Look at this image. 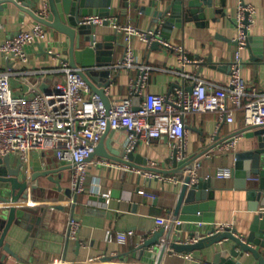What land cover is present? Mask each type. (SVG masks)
I'll use <instances>...</instances> for the list:
<instances>
[{
    "label": "crops",
    "instance_id": "obj_1",
    "mask_svg": "<svg viewBox=\"0 0 264 264\" xmlns=\"http://www.w3.org/2000/svg\"><path fill=\"white\" fill-rule=\"evenodd\" d=\"M18 4L3 0L0 3V45L13 35L22 31H31L38 20L20 8L22 4L32 5L33 12L40 15L48 6L42 1L39 9L35 0H15ZM173 0H112L111 8L115 10L114 22L131 24L143 31L158 29L175 45L183 46L190 58L201 60L200 67L189 64L184 71L196 73L211 82L216 91L222 93L228 87L231 78V62L236 50L237 0H213L212 6L205 7V17L188 20L187 15L171 8L159 23H155L151 3L166 8ZM256 9L255 23L250 31V42L242 52V77L249 92L264 93V54H256L258 41L264 39V0H244ZM49 9V6H48ZM52 18L50 13L49 19ZM95 31L100 41L106 42L108 36H115V52L111 67V86L106 95L111 102L129 98V83L137 75L136 70H116L126 50L124 37L117 34L111 25H98ZM119 43L123 45L119 46ZM131 47L140 64L152 67L146 92L151 94L172 95L180 86H190V81L181 75L177 53L160 46L151 48L147 42L135 36ZM68 46L65 38L56 31L47 28L44 39L28 48L29 62L9 58L0 52V71L12 68L11 86L15 95L33 96L46 91L53 82L62 77L58 70L63 61H68L65 54ZM69 62V61H68ZM99 83H101L99 81ZM110 102V103H111ZM141 102V101H140ZM133 105L139 106L136 97ZM187 127V156H198L212 151L217 140H224L244 130V115L241 110L235 111L233 123H219L217 113H191L185 117ZM126 134L123 131H111L106 138V147L113 156L122 154ZM219 138V139H218ZM256 143L245 135L235 150L220 152L214 149L210 159L198 158L201 165L196 169V182L200 179L209 181L208 198L217 201L214 210L206 209L202 217L214 216L215 222L199 223V237L207 236L212 227L228 224L238 228L241 233L249 229L254 218L250 211L247 190L237 186L236 179H219L216 171L219 167L234 166L235 154L249 150ZM220 144V143H219ZM218 144V145H219ZM140 157L136 160L139 167H145L150 161L158 164V170L164 175H175L171 161V150L167 141L153 140L150 144L141 142L135 151ZM101 156H95L93 159ZM13 169L21 167L20 179H32L38 175L28 188L30 197L27 202L33 204L25 210L18 224L6 242L11 244L15 255L0 251V264H55V260H64L65 264H158L161 246L151 247L145 254L139 247L149 239L156 230V218L170 219L182 188L185 175L180 173L177 182L147 180L136 172L125 171L119 167L96 166L91 164L88 173V191L75 194L70 186L72 169L62 165L53 151L34 150L27 161L19 156H10ZM45 173V174H44ZM256 178V179H255ZM264 184V177L252 175L248 180L249 189H259ZM33 186V187H32ZM110 193L109 201L96 191ZM144 192V193H141ZM148 195L155 196L154 199ZM264 197V194H263ZM28 203V204H29ZM262 209V207H259ZM259 209V210H260ZM74 218L81 222V229L76 239H70L69 221ZM171 223V222H170ZM170 225V224H169ZM168 225V226H169ZM165 226V227H168ZM191 226L186 225L181 233L182 242H191ZM107 230L114 232H132L126 245L105 240ZM177 233H174V237ZM198 238V237H197ZM218 245L202 251V260L196 259L193 253H178L169 249L162 264H212ZM264 252V251H263ZM190 255L192 257H190ZM227 256V254L225 253Z\"/></svg>",
    "mask_w": 264,
    "mask_h": 264
},
{
    "label": "built area",
    "instance_id": "obj_2",
    "mask_svg": "<svg viewBox=\"0 0 264 264\" xmlns=\"http://www.w3.org/2000/svg\"><path fill=\"white\" fill-rule=\"evenodd\" d=\"M237 2L236 50L230 66V83L222 93L217 92L214 84L196 73L189 74L184 71L189 64L200 67L202 61L190 58L183 46L162 38L160 30L143 31L131 24L114 22L115 17L105 18L98 15L86 17L83 23L98 26L108 20L115 32L124 37L127 45L122 59L113 68L138 72L130 80L128 99L111 102L107 107L100 96L93 92L80 70L71 67L68 61H63L58 70L62 73V77L56 79L46 91L30 97L17 96L13 93L11 67L0 71V160L17 155L23 161H27L34 150L53 151L60 164L71 166L70 186L75 194L88 191L87 182L91 164L119 167L125 171L136 172L147 180L177 182L178 174L164 175L158 170V164L154 161H150L145 167H132L108 158L93 159L91 156L110 128L111 131H123L126 134L123 143L126 153L133 151L141 142L150 144L153 140L164 138L172 156L176 151L178 160H183L187 157L188 146L185 117L191 113H217L219 123L222 124L233 123L235 111L241 110L244 115V130L264 126V93L249 92L242 77L241 52L249 45L256 9L244 0ZM44 4L45 9L40 16L49 19L50 11L46 3ZM47 28L44 23L38 22L33 30L19 32L6 40L0 45V52L9 58L28 63L30 60L28 48L45 38ZM135 36L149 45L157 41L177 53L180 66L183 68L181 75L190 81V86H180L172 95L146 92L152 67L139 63L131 47ZM190 87L192 90L189 89ZM137 96L140 97L141 102L135 107L133 99ZM245 133L242 131L228 137L214 146L212 151L206 152L202 158L210 159L214 149L220 152L235 150ZM200 165L201 162L197 159L193 169H185L182 174L185 176L192 174L195 183L197 180L195 172ZM233 176L234 166L219 167L216 171V177L219 179H231ZM92 191H96L109 201L110 193H101L99 186ZM148 197L155 198L153 195ZM261 210L264 212V208ZM155 220V229L158 230L168 226L171 217L170 219L157 217ZM227 227L231 226L220 225L217 231L222 232ZM80 229L81 222L72 218L69 221V238L76 239ZM131 234L132 232L107 230L105 240L109 243L126 245ZM202 238H194L187 243H195ZM54 263L66 262L56 259Z\"/></svg>",
    "mask_w": 264,
    "mask_h": 264
},
{
    "label": "water",
    "instance_id": "obj_3",
    "mask_svg": "<svg viewBox=\"0 0 264 264\" xmlns=\"http://www.w3.org/2000/svg\"><path fill=\"white\" fill-rule=\"evenodd\" d=\"M10 1L18 4L15 0ZM212 1L173 0L166 8H161L160 5L157 7L156 3H151V9H153L155 23H159L160 19L164 18L171 8L181 10L190 20L197 18L199 12L201 15H198V18H204L205 7L212 6ZM47 2L52 15L51 19H44L38 15V10L33 12L30 4H22L20 8L65 38V43L68 46L65 54L68 56L71 67L80 70L93 92L100 96L106 106L109 107L111 100L106 95V89L112 84L110 76L115 52V45L112 42L116 38L115 36H108L106 42L100 41L95 31L96 26L85 24L83 20L86 17L97 15L105 18L113 17L115 10L111 8L112 0H47ZM34 3L39 9L43 6L41 0H35ZM103 24L108 26L110 22L106 20ZM161 37L167 39L162 33ZM120 45L123 44L119 43ZM160 46L162 45L157 41L150 45L151 48ZM257 50L256 54H264V39L258 41ZM189 89L192 90V87ZM136 101L140 104V97L137 96ZM243 131L246 132L247 137L256 139L252 148L235 154L234 162V177L237 186L247 190V196L251 201L250 211L255 214L249 229L241 233L238 228L227 227L222 232H218L217 227H212L207 230L208 235L198 242H182L181 233L187 224L191 226L189 237L194 239L199 237V232L202 231L199 228V223L203 221L215 222L213 215L202 217L200 213L210 208L214 210L217 203L213 199V194L210 195L212 200H207L209 181L200 179L198 183H193V175L188 174L184 178L185 184L176 207L174 211L170 212V225L154 232L139 247L143 255L151 247L160 245L161 253L158 264H162L169 249L178 253H193L196 259L202 260L204 249L218 245V252L215 254L212 264H264V212L259 208L260 206L264 208V184L262 183L259 189L247 187L248 180L252 175L264 177V126L251 127ZM110 132L111 130L108 128L91 158L101 156L132 167H139L136 160L140 156L135 155L139 144L129 153L123 150L122 154H118L117 157L113 156V152L112 154L108 152L105 141ZM224 140H217V145ZM205 153L178 160L175 151V154L170 158L175 166V173L180 175L185 169L192 170L195 160ZM10 160V156L0 160V251L3 249L7 254L13 256L15 253L11 250V244L6 240L12 234L14 226L19 223L25 210L33 207V204L27 202L30 199L27 191L30 183L38 175L32 179L21 180V167L13 169ZM177 222L179 223L177 224ZM175 232L177 236L174 237ZM5 259L6 256L4 255L0 261L4 262Z\"/></svg>",
    "mask_w": 264,
    "mask_h": 264
}]
</instances>
